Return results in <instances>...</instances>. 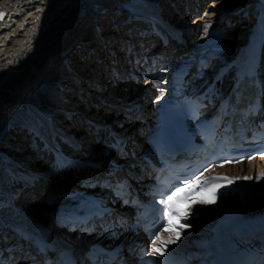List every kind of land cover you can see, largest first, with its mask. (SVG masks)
Instances as JSON below:
<instances>
[{"label":"bare ground","instance_id":"obj_1","mask_svg":"<svg viewBox=\"0 0 264 264\" xmlns=\"http://www.w3.org/2000/svg\"><path fill=\"white\" fill-rule=\"evenodd\" d=\"M160 1L0 0V259L9 254L4 240L22 231L24 236L64 239L78 253L93 243L113 241L105 233L98 238L97 232L76 242V235L67 233L68 224L88 200L108 204V186L90 189L86 184L94 176H108L109 181L134 177L136 189L148 180L140 175L144 162L139 154L146 147L141 146L142 137L148 141L159 132L183 60H156L165 49L170 53L174 47L173 53L180 54L181 42L190 41L191 94L210 91L218 103L231 94L258 53L257 74L264 91V0H167L165 10ZM202 8L209 13L189 26L186 20H168ZM203 20L210 27L215 21L224 27L204 35ZM124 26L131 32L123 35ZM162 32L165 40L160 41ZM217 35L229 48L225 53L213 48ZM138 43L145 46L142 57L136 55L142 53ZM91 54L93 59L82 62ZM155 64L164 65L158 74ZM89 98L92 112L84 104ZM107 111H117L111 124L103 119ZM149 119L153 121L146 128ZM98 132L106 136L105 147L95 144L92 134ZM125 144L128 154L120 151ZM82 145L91 148L90 157L76 152ZM213 173L229 176L235 185L216 203L204 205L194 227L180 239L163 238L176 241L168 244L173 250L200 248L229 221L264 219V158ZM25 188L20 205L17 200ZM44 217L58 233L42 223ZM25 246L35 248L34 243Z\"/></svg>","mask_w":264,"mask_h":264},{"label":"snow or ice","instance_id":"obj_2","mask_svg":"<svg viewBox=\"0 0 264 264\" xmlns=\"http://www.w3.org/2000/svg\"><path fill=\"white\" fill-rule=\"evenodd\" d=\"M0 18H2V14H0ZM209 27V24L204 25V35L208 34ZM261 178H264V173H261ZM221 179H226V177H209L204 180H200L199 177H196L195 179H188L184 182V187L187 189L186 192H181L179 187H176V189L170 193H162L160 204L163 205V207L158 210L160 214V222L156 226L155 231H166L168 228L173 226L174 221L179 222L181 219L186 221L188 216L191 214V207L182 210L178 207V203L190 199L195 194L197 189L208 187ZM244 179H252V177L246 176ZM198 202L210 203L212 201L200 200ZM157 241H159V247L156 246ZM151 242L153 245L151 253L153 255L164 256L165 252L168 250V244L175 243L176 241L169 237L168 241L165 242L160 236L153 234ZM145 254H147V252H145Z\"/></svg>","mask_w":264,"mask_h":264},{"label":"rangeland","instance_id":"obj_3","mask_svg":"<svg viewBox=\"0 0 264 264\" xmlns=\"http://www.w3.org/2000/svg\"><path fill=\"white\" fill-rule=\"evenodd\" d=\"M164 1V2H163ZM161 0L160 1V8L161 9H166L167 8V3L166 2H168L167 0ZM218 1H222V0H218ZM209 12H208V10H206V8L204 9V8H202V9H200L198 12H196V13H194V14H191L190 16H188V15H186V16H184L182 19L181 18H177V15L176 16H174V18H176L175 20H173L174 18H173V15H170V17H169V19L168 20H170V22H173V21H176L177 19H178V21H180V20H186V21H189L188 22V25L187 26H189V25H191L195 20H193V19H198V18H201V19H204L205 17V15L206 14H208ZM163 14V13H162ZM200 14H202V15H200ZM218 15V14H217ZM201 16V17H200ZM189 17V18H188ZM118 20V21H117ZM117 20H115L116 21V23H118L119 22V19H117ZM217 20V19H216ZM115 21H113L112 23H114ZM203 21H205V20H203ZM209 21H205L204 22V25L205 24H209L208 23ZM226 22H227V19H226ZM111 24V23H110ZM179 24V23H178ZM210 25V24H209ZM113 26L114 25H112V28H113ZM203 26V25H202ZM213 26V27H212ZM124 27H126V28H123L122 27V31H124V33H123V35H125V34H127V32H131V29H128V27L127 26H124ZM192 27V26H191ZM204 27V26H203ZM202 27V28H203ZM222 27H224V24H216V21L215 22H213L212 24H211V27L210 28H208V29H211L212 28V30H219L220 28H222ZM135 28L136 27H134V31H135ZM194 28V27H193ZM214 28V29H213ZM127 30V31H126ZM128 33V34H129ZM201 35L203 36V34L200 32L199 33V36H198V40H200L201 39ZM219 36V37H218ZM220 37H221V35H217L216 36V38L217 39H215V42H216V44L214 45V47L213 48H215L217 51H223V53H225L226 51H228L229 50V48H227V46H226V44L223 42V40H221L220 39ZM231 41H233V40H231ZM217 47H219V48H217ZM230 52V51H229ZM92 55V56H91ZM90 56H88V57H86V58H82V62H84L83 60H86L87 58V62L89 61V60H91V58L93 59V54H91ZM217 62V60H215V61H212L211 63H210V65L208 66V69L207 70H209L210 69V67H213L214 65H213V63L215 64ZM137 89L138 88H135L134 89V93H136L137 92ZM88 92H87V89H86V91H84V93H83V96L84 95H88L87 94ZM157 95V93H155V95L154 96H156ZM82 101V100H81ZM96 101H98V102H100L99 101V99L98 100H94V102H96ZM90 102V98L88 99V100H86L85 102H84V104H85V107H87V111L88 112H92L91 111V109H92V105L89 103ZM94 106H97V105H94ZM94 112H95V114L97 115L98 114V112H97V110H94ZM115 113V114H114ZM113 115H115V116H113ZM100 118V117H99ZM118 118V116H117V111H113V113L112 114H110L108 111H107V113L104 115V118L103 119H106V120H109V123L108 124H111V122L114 120V119H117ZM74 121V120H73ZM82 121V120H81ZM150 123H151V120H150ZM85 124V123H84ZM83 124V125H84ZM132 124V122L129 124V125H131ZM149 124V123H148ZM86 125V124H85ZM146 128L148 127V125H147V123H146V126H145ZM123 128V127H122ZM119 130V129H118ZM127 132V131H126ZM99 133H101V132H98V133H93L92 134V136L93 137H95V144L96 145H101V146H103V147H105V144H104V141H105V137L104 136H102L101 134H99ZM84 135L83 134H80V137H83ZM100 137V138H99ZM102 137V138H101ZM101 141V142H100ZM86 145V144H85ZM83 146L82 145V147H80V149H78V150H76V152H78V151H82V154L84 155V156H86V157H90L92 154V150H91V148H90V150L88 149V147H86V146ZM87 149H86V148ZM82 149V150H81ZM96 150H98L97 148H96ZM67 150L65 149V152H66ZM86 152V153H85ZM96 152H98V151H96ZM117 160V159H116ZM33 186H29V188H32ZM22 195L20 196V197H18L20 200H17L18 201V204H20L21 205V203H22V200H23V197H24V195H26L27 194V188H25L24 190H22L21 192H20ZM32 193V191H29V194H31ZM38 204H39V202H38ZM31 205V204H30ZM29 209L31 210L32 208H30L29 207ZM42 223L47 227V228H49V226L51 227L52 226V224H51V222H49V220H47L45 217L43 218V221H42ZM53 227V226H52ZM50 229V228H49ZM58 232V231H57Z\"/></svg>","mask_w":264,"mask_h":264}]
</instances>
